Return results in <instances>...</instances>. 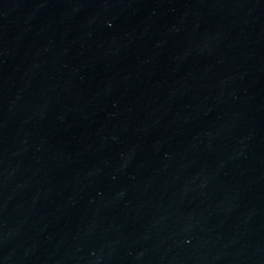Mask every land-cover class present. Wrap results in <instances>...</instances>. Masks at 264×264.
Returning <instances> with one entry per match:
<instances>
[{"label":"water","instance_id":"water-1","mask_svg":"<svg viewBox=\"0 0 264 264\" xmlns=\"http://www.w3.org/2000/svg\"><path fill=\"white\" fill-rule=\"evenodd\" d=\"M0 264H264V0H0Z\"/></svg>","mask_w":264,"mask_h":264}]
</instances>
